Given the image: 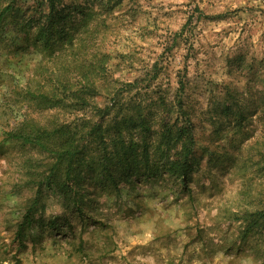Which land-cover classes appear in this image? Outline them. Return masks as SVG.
<instances>
[{"label":"rangeland","instance_id":"obj_1","mask_svg":"<svg viewBox=\"0 0 264 264\" xmlns=\"http://www.w3.org/2000/svg\"><path fill=\"white\" fill-rule=\"evenodd\" d=\"M62 3L72 14L70 25L82 11L88 16L95 30L89 45L109 54L114 86L134 82L117 97L120 116L131 119L123 140L136 142L137 153L146 144L153 157L164 127L176 118L189 123L181 107L190 117L195 162L183 189L162 170L142 172L119 192L89 174L80 190L81 214L49 195L41 213L45 226H34L20 244L16 223L33 195L22 188V165L44 157L13 147L3 133L24 117L42 123L70 115L35 110L21 98L41 57L35 48L0 50V264H264L261 240L244 238V224L231 218L264 188V163L250 146L264 137V0ZM152 70L156 78L144 88ZM228 100L245 115L238 129L222 110ZM92 103L111 106L106 92ZM86 114L95 118V110Z\"/></svg>","mask_w":264,"mask_h":264},{"label":"trees","instance_id":"obj_2","mask_svg":"<svg viewBox=\"0 0 264 264\" xmlns=\"http://www.w3.org/2000/svg\"><path fill=\"white\" fill-rule=\"evenodd\" d=\"M68 9L62 0H0V50L14 52L32 47L41 56L30 69L19 93L21 98L35 110L70 115L69 120L59 121L53 116L42 123L24 117L3 133L4 140L13 147L35 149L44 157V161L26 158L22 165L25 177L22 188L33 190V195L22 207L16 223L15 238L20 244L34 226H45L41 213L46 210L49 195L56 196L65 207L69 203L74 205L81 214L83 195L80 190L89 174L92 178L102 177V180L97 179L99 186L109 183L119 192L121 183L131 184L142 172L158 175L162 170L183 189L187 187L195 162L190 117L181 107L189 123L179 125L176 118L172 125L164 127L158 141L161 149L153 157L146 144L137 153L136 142L123 140L122 127L131 119L125 114L120 116L122 105H118L117 97L120 92L123 94L133 88L134 82L114 86L116 81L111 79L106 66L109 54L91 49L89 45L95 30L88 28V16L82 11V18L70 25L72 14ZM152 71L144 88L156 78V71ZM100 92L110 97L111 106L99 108L92 103ZM228 101L224 102L222 110L226 116L231 115L238 129L245 115L238 110L236 100ZM232 106L236 107L235 112ZM88 110H95V118L86 114ZM114 110L113 118L106 122ZM137 116H141L140 111ZM139 125L144 126V120ZM111 128L113 132L109 131ZM250 146L259 157L258 164L264 163V137ZM263 199L264 188L248 207L233 213L231 218L244 224L241 231L244 238L254 235L264 248ZM55 224L51 220L48 226Z\"/></svg>","mask_w":264,"mask_h":264}]
</instances>
